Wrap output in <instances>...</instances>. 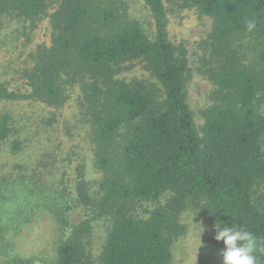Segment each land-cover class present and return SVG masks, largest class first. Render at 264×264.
Instances as JSON below:
<instances>
[{
    "label": "trees",
    "instance_id": "16d2710c",
    "mask_svg": "<svg viewBox=\"0 0 264 264\" xmlns=\"http://www.w3.org/2000/svg\"><path fill=\"white\" fill-rule=\"evenodd\" d=\"M51 0H0V14L38 18ZM52 45L37 48L25 74L26 93L0 86V98L39 99L51 106L67 100L65 84L85 79L83 104L92 124L95 166L102 195L91 201L78 182L74 203L109 214L101 264H170L171 243L181 234L180 213L189 200L203 203L220 226L248 243L247 264H264V0H182L212 19L213 63L207 76L213 103L201 111L199 136L186 100L189 61L184 46L168 38L163 0H142L154 23L150 37L120 0H56ZM140 60L159 84L129 83L117 73ZM66 77V78H65ZM10 133L0 117V142ZM13 150H19L13 141ZM47 189H57L47 187ZM171 193L165 207L147 218L129 213L134 199ZM54 192L49 207L62 224L76 207ZM92 218L72 226L57 249L56 264H86ZM67 226V225H66ZM63 227V228H64ZM0 234V249L3 236ZM9 257L5 264H21Z\"/></svg>",
    "mask_w": 264,
    "mask_h": 264
},
{
    "label": "rangeland",
    "instance_id": "374dc122",
    "mask_svg": "<svg viewBox=\"0 0 264 264\" xmlns=\"http://www.w3.org/2000/svg\"><path fill=\"white\" fill-rule=\"evenodd\" d=\"M128 16L138 21L153 37L154 23L142 0H120ZM168 38L175 47L184 46L189 61L186 100L199 136L203 135L201 111L213 103L215 89L207 76L213 63L210 31L212 19L200 14L182 0H163ZM58 2H47L38 18L0 14V86L17 94L26 93L25 72L32 67L37 48L52 45L57 30L51 22ZM117 73L126 82L142 86L159 84L140 60L122 65ZM66 78V77H65ZM85 79L77 78L65 86L67 100L51 106L39 99L0 98V117H9L10 133L0 142V264L9 257L21 258V264H56L60 243L72 233V226L92 218V229L86 237L89 257L86 264H101L100 255L111 219L96 205L74 203L79 181L88 184L91 201L101 195L99 182L103 173L95 166L92 124L86 113L82 89ZM258 111L264 115V97ZM20 144L13 150V141ZM264 150V136L262 138ZM53 187L57 189H47ZM264 193V184L259 187ZM54 192H61L75 205L62 225L50 212ZM171 193L155 200L134 199L129 213L147 218L153 209L165 207ZM183 231L171 243L170 264H247L248 243L236 231L217 224L203 203L189 200L180 213ZM64 227V228H63Z\"/></svg>",
    "mask_w": 264,
    "mask_h": 264
}]
</instances>
